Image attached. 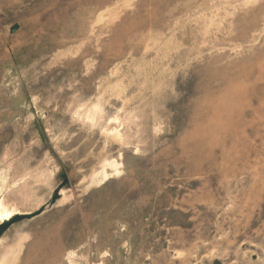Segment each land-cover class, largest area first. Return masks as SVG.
<instances>
[{
	"label": "rangeland",
	"instance_id": "1",
	"mask_svg": "<svg viewBox=\"0 0 264 264\" xmlns=\"http://www.w3.org/2000/svg\"><path fill=\"white\" fill-rule=\"evenodd\" d=\"M0 169L14 264H264V0H0Z\"/></svg>",
	"mask_w": 264,
	"mask_h": 264
},
{
	"label": "bare ground",
	"instance_id": "2",
	"mask_svg": "<svg viewBox=\"0 0 264 264\" xmlns=\"http://www.w3.org/2000/svg\"><path fill=\"white\" fill-rule=\"evenodd\" d=\"M90 111V110H89ZM91 112V111H90ZM90 112H88V111H86V114H88L89 115V113ZM98 113V112H97ZM86 114H85V116H86ZM91 116V115H90ZM86 118L88 119V120H90V121H93L94 122V119L92 118V116H91V118L89 117L88 118V116H86ZM97 119L99 120L100 119V117H98L97 116ZM118 120V119H117ZM113 122H116V120L114 119L113 120ZM92 124V123H91ZM94 124V123H93ZM96 124H98V122L96 123ZM96 124H95V126H96ZM111 124V123H110ZM109 124V125H110ZM118 130V129H117ZM111 139L114 141V142H118V143H120L121 142V144H123V137H122V135L120 134V133H113L112 135H111ZM106 164V163H105ZM109 164V163H108ZM6 165H7V163H6ZM115 165H116V163H115ZM107 165H105L104 167H106ZM109 166V165H108ZM110 167H113V172H114V174H117V167L116 166H114V165H110ZM6 169V168H5ZM2 169H0V194H1V192L2 191H4V190H6V189H9L10 190V188L11 187H9V185H10V182H8L7 181V172L5 173V171H1ZM103 172V171H102ZM101 172V173H102ZM112 172V171H111ZM24 176V175H23ZM108 175H107V173H102L101 174V176H100V178H101V180L103 179V178H105V177H107ZM26 178V177H25ZM24 179V177H22V178H20L19 180H18V182L20 181V180H23ZM104 180V179H103ZM25 182H27V181H25ZM5 183H7V185L5 186ZM19 185V184H18ZM19 187V186H18ZM8 190V191H9ZM10 192V191H9ZM2 195V194H1ZM14 211H15V208L14 207H8V206H6V204L5 203H0V221H2L3 220V218H8L9 216H11L12 215V213H14ZM10 218V217H9ZM24 243H25V240H23V239H21V240H18V242L16 243V246L14 247V248H12V249H10V251L7 253V254H4L3 256H1L0 257V264H14L15 262H17L16 260H17V257H18V255H19V252L21 251V249L23 248V245H24ZM1 244V243H0ZM19 258V257H18Z\"/></svg>",
	"mask_w": 264,
	"mask_h": 264
}]
</instances>
